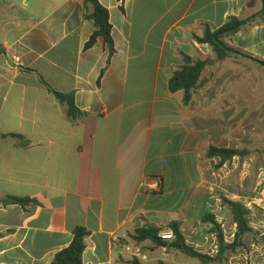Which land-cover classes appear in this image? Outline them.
<instances>
[{
	"label": "crops",
	"instance_id": "obj_1",
	"mask_svg": "<svg viewBox=\"0 0 264 264\" xmlns=\"http://www.w3.org/2000/svg\"><path fill=\"white\" fill-rule=\"evenodd\" d=\"M99 2L112 55L101 37L86 47L96 27L85 0H0V235L10 232L0 237V264H52L77 227L89 232L84 264H144L149 241L135 242L137 229L199 226L218 160L206 153L222 139L221 123L209 128L203 115L238 113L234 83H249L251 71L264 77L258 63L219 60L195 38L260 15L264 0ZM225 41L264 61V24ZM184 55L212 62L188 106L169 90ZM55 92L73 95L81 114L69 116Z\"/></svg>",
	"mask_w": 264,
	"mask_h": 264
},
{
	"label": "rangeland",
	"instance_id": "obj_2",
	"mask_svg": "<svg viewBox=\"0 0 264 264\" xmlns=\"http://www.w3.org/2000/svg\"><path fill=\"white\" fill-rule=\"evenodd\" d=\"M228 68L230 67H219L215 73H221ZM250 73L249 83L246 81L234 83L236 102L240 106L238 113H209L203 116L211 121L207 123L209 128L221 123L223 140H217L218 146L246 149L251 152V156L243 163L239 158H235L221 169L215 168L218 160L212 164V171L207 176L206 194H202L207 197V201L204 208L197 206L196 210L200 220L199 226H187L186 231H183L187 243L197 251L216 256L219 241L215 228L206 222V215H214L223 230L226 242L231 243L234 240L236 225L228 210L221 207L219 193L244 203L251 209L252 226L259 235L247 237L245 246L236 253H226L223 264H264V243L260 239L264 234V77L260 74L252 75L254 73L252 71ZM246 83L249 88L247 91L243 88ZM229 126L232 129H226ZM257 207L263 211L257 210ZM168 224L160 226L164 229L162 232H169L166 230ZM195 236L198 239H195ZM151 248H155L156 252H151ZM144 255L147 256V259L143 260L144 264H158L160 261L157 260H167L170 264H220L204 263L182 252L165 250L151 241L144 248Z\"/></svg>",
	"mask_w": 264,
	"mask_h": 264
},
{
	"label": "trees",
	"instance_id": "obj_3",
	"mask_svg": "<svg viewBox=\"0 0 264 264\" xmlns=\"http://www.w3.org/2000/svg\"><path fill=\"white\" fill-rule=\"evenodd\" d=\"M85 10L86 17L92 20L95 24L96 30L91 36L89 42L87 43V48L93 47L98 38H103L107 46L109 47L111 55L114 53V43L112 38V25L110 23L109 11L103 7L99 0H85ZM250 23L264 24V11L258 15L251 18L241 19L232 18L231 21L219 29L216 32H212L209 27L206 28L203 37L195 36L197 42L201 44H207L217 55L219 60H223L232 56L249 58L250 60L258 63L264 68V61L257 59L252 56L243 55L237 49L228 45L225 39L232 38L236 35L243 25ZM238 28H235V27ZM218 36L219 42L216 41ZM5 49L0 46V55L5 54ZM210 60H195L188 55H184V65L179 68L172 76L169 81V90L171 93L183 92V103L188 106L194 97V94L204 87L205 81L203 79V74L207 67L211 65ZM58 100L68 106V113L71 117H77L81 112L77 109L74 96L65 95L62 93L55 92ZM19 140L23 141V146H27L28 142L22 136L14 135ZM251 156V152L246 149L238 148H227V147H217L211 145L206 153V159L211 161L218 159L219 162L215 166L216 169H221L227 163L232 162L235 158H239L240 162L243 163L248 157ZM11 203L17 205H27L28 200L10 197ZM219 199L221 201V207L228 210L230 216L236 225V232L234 235V240L231 243L226 242L223 230L221 226L216 221L214 215L207 214L205 217L206 222L210 223L216 230L219 248L216 256H211L203 254L197 251L192 245L187 243L186 237L184 235L181 223L178 221H172L166 227L173 233V239L166 240L160 237V233L164 231L163 228L157 226H145L139 228L131 235V238L137 243H143L146 241H151L157 244L159 247H165L166 249H172L178 252H182L190 257L199 259L204 263L217 262L223 264L225 261L226 253H236L239 249L245 246V239L247 237H252L259 235L252 226V221L250 219L251 209H249L244 203L236 200H232L219 193ZM257 210L263 211L257 207ZM264 212V211H263ZM10 232L1 234L5 236ZM89 232L82 228L77 227L73 232V240L69 247L63 249L55 256L52 264H84L83 254L86 249V238ZM261 241L264 243V234L260 236ZM132 264H142L138 258L132 261ZM158 264H167L164 261H160Z\"/></svg>",
	"mask_w": 264,
	"mask_h": 264
},
{
	"label": "built area",
	"instance_id": "obj_4",
	"mask_svg": "<svg viewBox=\"0 0 264 264\" xmlns=\"http://www.w3.org/2000/svg\"><path fill=\"white\" fill-rule=\"evenodd\" d=\"M160 237L166 240H171L173 239V233L171 231L161 232Z\"/></svg>",
	"mask_w": 264,
	"mask_h": 264
},
{
	"label": "water",
	"instance_id": "obj_5",
	"mask_svg": "<svg viewBox=\"0 0 264 264\" xmlns=\"http://www.w3.org/2000/svg\"><path fill=\"white\" fill-rule=\"evenodd\" d=\"M235 28H238V27L236 26ZM216 41H217L218 43H220V42H219V38H218V36L216 37Z\"/></svg>",
	"mask_w": 264,
	"mask_h": 264
}]
</instances>
